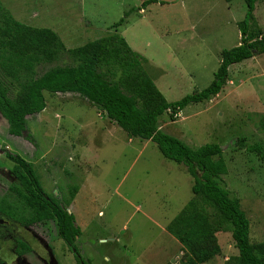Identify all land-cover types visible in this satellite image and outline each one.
Wrapping results in <instances>:
<instances>
[{
	"label": "rangeland",
	"instance_id": "1",
	"mask_svg": "<svg viewBox=\"0 0 264 264\" xmlns=\"http://www.w3.org/2000/svg\"><path fill=\"white\" fill-rule=\"evenodd\" d=\"M144 1L1 0L15 20L51 29L67 49L111 34L121 36L148 61L146 72L168 102L206 88L219 66L221 51L240 42L237 23L245 15L244 1L157 0L139 10ZM126 12L124 23L113 29ZM254 16L264 35V0L256 2ZM69 64L66 55L41 63L34 77ZM7 82L8 95L14 98L17 85ZM44 97L46 108L26 118L21 137L8 133L0 114V210L8 204L1 200L13 195L7 176L13 163L1 152L7 149L32 164L46 191L55 186L61 192L65 186L62 195L71 204L68 209L81 231L74 244L85 261L180 264L185 252L179 253L166 227L193 196V179L186 167L165 159L151 141L130 138L77 94L44 92ZM262 117L264 54L232 65L227 84L211 100L185 107L174 121L168 112L158 118L162 132L191 148L209 143L221 146L227 166L222 179L250 222L253 243L264 241V161L247 147L259 145L264 150ZM238 140L242 146L236 144ZM13 201L15 210H20L23 203L15 196ZM22 224H14V235L28 242L31 253L18 254L15 240L0 239L4 264H10L15 255L26 261L31 254L44 256ZM31 228L41 233L48 246L66 253L50 222ZM216 238L221 253L205 264H225L237 254L228 231L218 232Z\"/></svg>",
	"mask_w": 264,
	"mask_h": 264
},
{
	"label": "trees",
	"instance_id": "2",
	"mask_svg": "<svg viewBox=\"0 0 264 264\" xmlns=\"http://www.w3.org/2000/svg\"><path fill=\"white\" fill-rule=\"evenodd\" d=\"M230 3L234 0H224ZM246 5L242 21L237 23L240 42L236 47L224 49L211 83L176 102H168L146 72L148 61L133 51L124 38L117 34L89 41L79 47L67 49L60 37L51 29L35 28L14 19L0 1V114L7 121L8 133L20 137L26 130V118L46 108L44 92L49 94H77L101 110L130 138L154 143L167 160L186 167L193 179L192 198L167 225V232L175 238L184 253L180 264H205L221 253L216 234L228 231L234 241L237 255L225 264H264V241H250V222L241 209L239 200L224 185L222 176L227 166L222 148L215 143L191 148L181 140L160 130L158 118L170 114L171 121L187 106L207 102L217 96L228 82L229 68L256 55L264 54V35L254 16L258 0H243ZM157 0H145L139 10ZM124 17L112 26L117 29ZM67 56L71 64L55 66L38 77L35 67L53 63ZM17 85L14 98L9 87ZM264 129V117L259 121ZM30 137V136H29ZM238 140L236 144H240ZM240 146H242L240 144ZM4 151V150H3ZM264 161V150L259 145L247 147ZM15 163L16 178L27 188L30 199L19 191V197L36 204L42 187L31 163L18 155L5 152ZM77 193V192H76ZM74 193H70L71 198ZM39 208L42 222L56 220L58 236L71 244L80 237L72 214L57 213ZM7 216L12 219L9 213ZM22 220V218H16ZM26 250L19 248V252ZM80 261L79 258H76ZM83 264H92L84 261Z\"/></svg>",
	"mask_w": 264,
	"mask_h": 264
},
{
	"label": "flooded vegetation",
	"instance_id": "3",
	"mask_svg": "<svg viewBox=\"0 0 264 264\" xmlns=\"http://www.w3.org/2000/svg\"><path fill=\"white\" fill-rule=\"evenodd\" d=\"M17 137V136H15ZM21 137V136H20ZM5 157V152L10 153L7 149H4V151H1ZM11 154V153H10ZM15 155V154H12ZM19 156V155H18ZM7 158V157H6ZM22 158V157H21ZM8 159V158H7ZM9 160V159H8ZM10 162H12L10 160ZM13 163V167L8 171L7 176L10 179L11 185L9 186L8 190H11L12 194L8 199L3 198L1 201L8 203L6 208L4 210H0V219L3 220V223L0 224V239H11L15 240L16 246L15 249L19 248H25L26 250H29L31 253L30 246L26 240L22 239H16L15 238V229L13 228L14 224L21 220H17L16 218H22L24 224H22V227L27 231L31 237L38 243V245L41 247V249L44 252V256H37L30 255L28 257V261L21 260L20 256L15 255L14 259L10 262V264H72L71 260H75L76 264H83L81 261L84 260L83 257L80 254V251L75 246L74 242L71 244H66L60 237V239L64 242L66 246V253H64L63 248L59 250V252L56 251L55 248H52L47 245L44 238L42 237L41 233H38L34 230H32L31 226H35L36 228L40 229L43 227V222L40 219V211H38L39 208H42L43 202L42 200L48 201V206L44 208H48L50 210H54L57 213H60L61 211H66L68 214L70 213L71 204L68 205L67 199L62 195L63 190L66 189L61 188V192L53 186V188L50 191H46L44 187H42V192L40 193L38 199L39 203L36 204H30L27 202V200H24L22 197H19L17 192L19 191L22 193L26 198L30 199V194L27 188H24L23 184L20 180H18L15 176V174H18L15 170V163ZM45 171H50L49 169H45ZM54 185V184H53ZM67 185V184H66ZM50 186V185H49ZM69 194V193H68ZM13 196L17 197L22 203V207H20V210H15ZM68 205V206H67ZM44 206V205H43ZM11 214L13 216L12 219H10L7 214ZM23 215V217H22ZM4 216V217H3ZM17 220V221H16ZM47 222V221H44ZM48 222H50L54 228H56L57 231V223L56 220L49 219ZM58 233V232H57ZM20 254V252H18ZM67 254H70V257H66ZM76 258H79L80 261H77ZM85 261V260H84ZM0 264H4L3 261L0 260Z\"/></svg>",
	"mask_w": 264,
	"mask_h": 264
},
{
	"label": "crops",
	"instance_id": "4",
	"mask_svg": "<svg viewBox=\"0 0 264 264\" xmlns=\"http://www.w3.org/2000/svg\"><path fill=\"white\" fill-rule=\"evenodd\" d=\"M1 1V0H0ZM3 4V3H2ZM58 94H60V93H58ZM66 94H70V93H66ZM193 185V184H192ZM192 187V186H191ZM167 234L169 235V237H170V239H171V241H172V243H174L177 247H179V251H180V249H181V251L179 252V253H183V251H182V246L180 245V243L175 239V238H173L168 232H167ZM237 255V254H236ZM176 257V256H175ZM174 257V258H175ZM177 258V257H176Z\"/></svg>",
	"mask_w": 264,
	"mask_h": 264
},
{
	"label": "water",
	"instance_id": "5",
	"mask_svg": "<svg viewBox=\"0 0 264 264\" xmlns=\"http://www.w3.org/2000/svg\"><path fill=\"white\" fill-rule=\"evenodd\" d=\"M3 223V220L2 219H0V224H2Z\"/></svg>",
	"mask_w": 264,
	"mask_h": 264
}]
</instances>
